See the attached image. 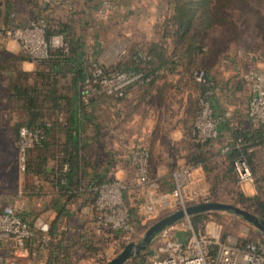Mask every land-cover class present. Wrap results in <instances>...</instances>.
<instances>
[{"label":"crops","instance_id":"obj_1","mask_svg":"<svg viewBox=\"0 0 264 264\" xmlns=\"http://www.w3.org/2000/svg\"><path fill=\"white\" fill-rule=\"evenodd\" d=\"M36 3L38 10L26 2L18 12L11 11L13 8H10V4L6 7L3 4L1 23L7 25L13 21L15 24H25L33 19L34 14L39 13L53 22H68L79 35L87 60L102 58L101 37L98 34L101 29L114 24L119 26L130 20L140 26L144 15H151L147 11L150 0H117L104 23L95 20L94 13L90 12L93 9L89 0H36ZM135 28L138 27L135 25ZM85 29L88 35L82 31ZM121 31L127 36L132 34L133 29L129 31L123 28ZM90 33L93 34V52L88 55L85 37H89ZM208 34L198 36L200 48L189 53L183 50V53L175 54L174 49L162 45L164 49L161 50L165 52L166 49V54L160 71L148 81L126 87L125 96L118 100L99 95L89 98L91 102L88 103L86 90L82 86L89 74L86 69L88 62H83L82 68L68 61L59 64L71 70L66 74L71 84L68 97L76 98L78 104L76 130L72 134H76L79 147L76 179L80 188L72 196L60 192L56 185L59 164H54L42 146L31 149L29 161L33 167L27 172L26 178L13 185H0V210L20 213L33 227L34 235L21 250L15 249L9 237L0 236V255L15 264H73L79 248L90 249L95 246L102 247L97 250L98 253L113 257L118 234L96 222L90 190L92 183L113 179L129 181L132 170L127 162V153L138 141L149 146L150 174L159 178L165 186L168 185L171 171L176 167L194 162L199 156L209 160L210 154L221 151L226 144L230 145V131L222 125L219 127V137L207 145H198L190 138L189 130L197 99L203 89L192 77L193 66L203 68L214 82L211 100L215 115L230 111L231 126L242 129L264 128L251 124L246 116L250 91L247 83L241 79V73L264 67V62L261 59L237 57L233 54L235 50L232 46L222 44L217 45L221 46V53H216L212 50L214 45ZM2 46L13 54L22 53L14 40H8ZM230 51L231 55H226ZM105 112L110 115L109 120H101ZM157 123H160V133ZM62 126L61 158L65 150L68 152L71 149L69 123L65 121ZM115 129L125 135L124 141L111 133ZM11 146L17 149L16 141L15 144L11 141ZM252 148L262 149L260 146ZM247 190L248 194L253 193V189L248 187Z\"/></svg>","mask_w":264,"mask_h":264},{"label":"built area","instance_id":"obj_2","mask_svg":"<svg viewBox=\"0 0 264 264\" xmlns=\"http://www.w3.org/2000/svg\"><path fill=\"white\" fill-rule=\"evenodd\" d=\"M117 0H100L95 12L100 20H107L115 8ZM47 19L39 16L25 24L13 21L4 26L0 21V35L16 41L22 53L34 63H44L50 59V49H63L66 43L61 35L46 38ZM127 54L126 49L120 55ZM237 57L249 60H260L254 52L236 50ZM141 59L145 54L138 52ZM89 74L82 82L86 90L85 98L99 95L111 99H122L125 89L131 84L148 81L141 73L118 71L104 68L96 59H88ZM193 79L205 88L201 90L192 124L190 138L198 145L215 141L220 134L219 118L212 106L214 82L208 78L203 69L192 71ZM250 91L246 116L251 124L264 126V67L252 68L241 73ZM223 116L232 125L230 111ZM120 141L125 135L119 130H111ZM46 139L45 130L41 127L21 125L17 131V151L22 170L25 167L26 152L40 145ZM241 139L236 140L239 147ZM226 144L221 148L224 155L231 149ZM247 148V152L252 151ZM150 148L144 142L134 143L127 153V162L132 176L126 183L113 179L95 184L90 188L92 206L96 222L118 234L119 242H131L137 221H152L164 211L184 209L188 205L213 201L210 198V184L207 181L201 164H187L171 171L168 185L149 171ZM67 165L63 166L66 169ZM232 173L238 183L252 182L253 175L244 154L237 155L231 162ZM34 230L30 223L18 212L0 210V236L9 237L15 249H24L33 237ZM0 264H15L0 255ZM44 264V263H41ZM147 264H264V237L244 245L233 237H221L220 226L208 222L205 229H193L189 217L164 227L152 239L149 245Z\"/></svg>","mask_w":264,"mask_h":264},{"label":"rangeland","instance_id":"obj_3","mask_svg":"<svg viewBox=\"0 0 264 264\" xmlns=\"http://www.w3.org/2000/svg\"><path fill=\"white\" fill-rule=\"evenodd\" d=\"M27 1L6 0L3 4L5 7L10 4V8H13L11 11L18 12V9L23 8V4ZM150 2L147 11L151 15H144L140 26L130 20V22L119 24V26L109 25L98 33L101 37L100 53L102 58H96V60L104 68L113 69L118 66L123 59L120 55L122 47L128 51L137 49L139 46H143V49L147 50L154 48L152 50L155 53H161L160 62H163L164 54H166V49L165 52L161 50L162 45H166L165 47H169L170 50L174 49L175 54L183 53L184 45L176 43L171 34L172 28L166 26L167 15L170 11L169 0H150ZM1 7L2 5L0 10ZM92 9L90 12L94 13L95 20L104 23L105 20L98 19L96 9ZM226 13L233 19L235 25L233 28L213 27L208 31L209 40L214 45L212 50L219 53L221 51V46H217L219 44L226 47L232 46L231 48L235 51L254 52L264 62V0H239ZM135 25L138 28H135ZM122 27L129 31L133 29L132 34L129 33L125 36L121 31ZM82 31L86 35L89 33L86 29ZM92 36L93 34L90 33L89 37H85L88 55L93 52ZM8 40L13 39L0 35V185L6 183L13 185L19 181L22 182L29 169L33 167L29 161L32 154L30 150L33 148L26 152L25 167L22 170L18 151L15 146L14 148L11 146V141H14L15 144L18 127L27 124L34 116L36 117L35 123L46 125L49 128L45 139L46 145L43 148L46 154H50L54 164H59L61 161L60 139L64 132L62 124L68 116V94L71 91V84L66 75L71 70L63 66H51L48 62L34 63L21 52L15 54L8 52L2 46ZM232 51L226 55H231ZM86 69L89 70L88 64ZM194 69L203 68L193 66L191 71ZM90 114L92 115V110H90ZM109 117L108 112H105L101 120H109ZM156 126L160 133V123H157ZM158 140L160 142V135ZM224 159L225 157L220 151L213 152L210 154V159L202 164L210 184L211 200L233 204L264 219L259 207L260 200L264 198V148L256 150V155L250 160L252 182L238 183L234 178L221 179V173L227 167V162ZM188 164H192V162L190 161ZM206 168L207 171H205ZM216 176L218 178H215ZM248 187L253 189L252 194H248ZM170 212L164 211L152 221H137L134 233L130 236L131 241L139 242L151 224ZM211 212L203 224L198 227L201 231L205 229L208 222H213L220 226L221 237L229 235L240 244L257 241L260 238L261 234L255 226L241 216L224 211ZM190 224L195 229L191 221ZM124 245V241H118L113 257ZM98 249H102V247L79 248V251L75 253L78 257L73 264H102L113 258L112 255L105 257L103 253H98ZM89 251L91 253H88ZM148 259L149 247L123 264H147Z\"/></svg>","mask_w":264,"mask_h":264},{"label":"trees","instance_id":"obj_4","mask_svg":"<svg viewBox=\"0 0 264 264\" xmlns=\"http://www.w3.org/2000/svg\"><path fill=\"white\" fill-rule=\"evenodd\" d=\"M4 1L6 0H0V6L3 5ZM89 1L91 3L90 6L95 9L100 2V0ZM237 1L239 0H169L170 11L167 15L166 26L172 28L171 34L176 40V43L184 45V51L189 53L200 48L201 44H198V36H206L208 31L213 27H234V21L226 13V11L232 8ZM27 2H29L36 10L39 9L37 8L36 0H28ZM39 12H41V10H39ZM39 16L45 15L40 13L39 15L34 14L33 19ZM45 17L47 19V26L45 30L46 38L49 39L52 35H61L64 42L66 43V47L63 49H50V59L47 62L51 66L57 67L61 62L68 61L70 63H75L77 66L82 68L83 62L87 61V55L84 50H82V41L80 40L79 35L73 29L72 25H70L68 22H53L52 19L47 18V16ZM186 42L187 44L185 45ZM152 49L147 50L137 48L131 51L129 50L124 58L120 61L118 66L114 67L113 69L118 71H132L134 73H141L143 78H150L156 72H159L160 68L164 65V62H160L161 53H155V51ZM140 50L145 54V57L148 58L141 59L137 55ZM157 61L158 63H156ZM202 87L203 89L205 88L204 86ZM87 102H91L89 98L87 99ZM68 104V116L66 121L69 123L71 131L69 135L71 140V149L68 152L66 150L63 152V156L57 170L56 185L60 192L67 194L68 196H72L80 188V184L76 179L79 168L77 156L79 147L76 134H72V131L76 130L77 123V99L68 98ZM217 117L219 118V127L221 125L227 127L232 138L230 143L232 147L227 153L224 154V160L227 162V167L221 173L220 178L235 179L231 168L232 160L237 155L244 154L250 166V160L256 155V150L253 149L252 151L247 152V148L252 146H260V148H264V128L258 127L256 129H242L237 126L233 127L229 124V120L223 115ZM35 118L36 117L34 116V118L30 119L27 124L23 125L41 127L47 134L49 128L46 125L35 123ZM238 138L241 139V145L236 147L235 143ZM45 145L46 140H44L38 146L45 147ZM206 161L207 158L204 156H199L192 163L205 164ZM63 164H67L66 169H63ZM207 170L208 169L206 168L205 171ZM215 178L218 177L216 176ZM97 183L100 182H94L91 184V186H94ZM259 207L260 213L264 215V198L260 200ZM210 213L212 212H201L189 216L195 230L199 229L198 227L203 224L204 220Z\"/></svg>","mask_w":264,"mask_h":264},{"label":"water","instance_id":"obj_5","mask_svg":"<svg viewBox=\"0 0 264 264\" xmlns=\"http://www.w3.org/2000/svg\"><path fill=\"white\" fill-rule=\"evenodd\" d=\"M211 211H224L239 215L244 220L255 226V228L260 232L261 236L264 237V219L258 218L256 215L250 213L249 211L243 208H240L230 203H224L219 201L195 203L192 205H188L184 209H178L176 211L170 212L157 219L146 229L142 239L139 242L131 241L126 243L116 256L102 264H123L130 258L139 254L140 251L148 248L153 237L164 227L171 225L183 219L184 217H189L196 213Z\"/></svg>","mask_w":264,"mask_h":264}]
</instances>
